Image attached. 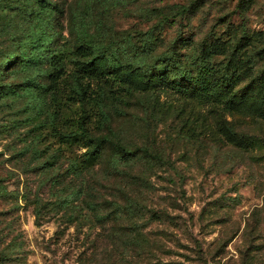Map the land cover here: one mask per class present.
I'll use <instances>...</instances> for the list:
<instances>
[{
	"label": "rangeland",
	"instance_id": "obj_1",
	"mask_svg": "<svg viewBox=\"0 0 264 264\" xmlns=\"http://www.w3.org/2000/svg\"><path fill=\"white\" fill-rule=\"evenodd\" d=\"M53 1L64 10L63 28L47 57L0 73V264H264V119L248 108L256 89L243 106L205 103L171 87L170 72L155 91L125 93L95 67L79 104L68 100L63 81H71L74 59L87 58L75 50L78 41L66 25L71 13H83L91 20L84 41L130 36L127 55L134 58L138 32L151 30L146 62L177 42L191 76L205 44L210 64L230 60L237 91L264 73V54L256 53L264 47V0ZM19 22L0 9V61L14 52L8 37ZM241 27L253 40L233 52ZM247 59L254 63L249 72ZM55 63L61 73L50 87ZM81 110L90 114L85 125L92 136L147 147L161 160L136 161L115 174L105 147L101 161L82 164L88 148L62 135L75 129ZM222 127H229V138ZM246 137L256 144L244 150L237 141ZM73 161L83 184L70 169ZM80 185V198L59 206Z\"/></svg>",
	"mask_w": 264,
	"mask_h": 264
},
{
	"label": "trees",
	"instance_id": "obj_2",
	"mask_svg": "<svg viewBox=\"0 0 264 264\" xmlns=\"http://www.w3.org/2000/svg\"><path fill=\"white\" fill-rule=\"evenodd\" d=\"M102 1L106 2L109 0ZM237 8H240L239 3L237 4ZM0 9L8 10L20 20L16 27L19 31H14L8 37L15 46L14 52L1 59L0 73L6 72L7 74L12 72L18 62L38 63L47 57V53L50 52V43L54 41V38L63 28L62 19L64 18V10L53 0H0ZM89 19L83 13L78 16L77 13H71L70 17L66 20V25L69 26L70 31L74 33L75 40L78 41V44L74 47L75 50L87 56L83 61L74 59L75 72L72 75L71 81L66 83L63 80L65 88L68 89V100L72 103H84L87 95L88 81L92 80L89 76L95 71V67H100V72L105 73L113 81L117 82L118 85H121L125 93L155 91L157 83L163 82V75L174 72L175 79L169 85L173 88H181L180 90L184 93L191 94L195 99L205 103L221 102L226 106H243V97L252 95V90L256 89V94L252 95L253 102L248 108L254 116L264 119V89L261 90L260 88L264 83V73L252 77L253 79L249 83L234 91L233 87L236 85L239 77L230 74V60L228 59L226 62H222V64L220 63L217 67L214 64H210V60H208L210 55L203 43L200 46L198 56L195 57L197 73H195V76H191L189 71H186L182 65V55L174 48L177 42L173 43V47L170 50L158 55L155 61L148 64L146 61L149 53L145 50H150L153 46V33L151 30L143 33L138 32L140 35V45L134 48V58H132L127 55V53L131 52L132 48L130 36L125 37V40L121 42L108 39L97 43L90 40L84 41L85 29L91 21ZM102 38H105V36H102ZM251 39L247 36L245 28L241 27L240 36L236 41L233 52L237 46H241L247 41L251 42ZM256 48L254 47V49ZM256 53L258 55L264 54V47L256 50ZM245 62L247 64L243 63V71L249 72L253 61L247 59ZM60 73L61 69L55 63L51 72L48 73V86L54 87ZM182 82H184L183 86H181ZM194 85H199V87L198 89H194L193 93L191 87ZM98 97L100 98L101 96L99 95ZM100 102L101 99L98 101V111L101 121L107 122L106 126L109 128L108 119L102 111ZM89 115L87 110H81L79 117L75 120V129L62 134L64 139H77L88 148L83 153L82 164L101 161V155L105 147H109L111 150L109 165L118 172H115V174H126L124 173V168H128L131 163L136 161L143 159L147 161L161 160L159 155L151 152L147 147L130 148L121 143L115 136H92L85 125V119ZM55 119V115L51 117V125L54 124ZM228 129L229 127L221 128L222 133L227 138H229ZM255 144L253 138L246 137L245 140L240 139V141H237V146L244 150L253 147ZM76 168V163L74 161L71 162L70 169L72 173H76V176L80 180L79 183L83 184L85 181L82 171L81 169L76 170ZM131 178L134 179L137 176L132 175ZM1 191L2 186L0 185ZM82 193L80 185L76 190L73 189L59 198V206L67 207L70 200L74 198L79 199ZM132 200V197H125L127 204L131 203ZM109 204L113 205L115 209L121 207V203H118L116 199L114 201L111 199Z\"/></svg>",
	"mask_w": 264,
	"mask_h": 264
}]
</instances>
